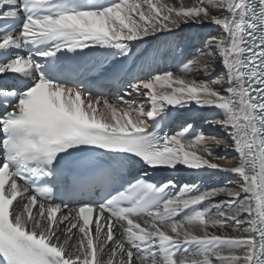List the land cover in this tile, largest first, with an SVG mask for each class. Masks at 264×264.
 <instances>
[{
    "label": "snow or ice",
    "instance_id": "obj_1",
    "mask_svg": "<svg viewBox=\"0 0 264 264\" xmlns=\"http://www.w3.org/2000/svg\"><path fill=\"white\" fill-rule=\"evenodd\" d=\"M206 24L178 72L126 68ZM181 166L235 180L150 175ZM0 264H264V0H0Z\"/></svg>",
    "mask_w": 264,
    "mask_h": 264
},
{
    "label": "bare ground",
    "instance_id": "obj_2",
    "mask_svg": "<svg viewBox=\"0 0 264 264\" xmlns=\"http://www.w3.org/2000/svg\"><path fill=\"white\" fill-rule=\"evenodd\" d=\"M220 31L221 30L217 26L212 24H206L201 28H197L195 26L182 28L178 32L173 33L171 36H168L167 42H165L162 37L159 41L153 40L151 44L141 45L139 49H135L139 59L136 60L135 64L129 61L126 68H130L132 70V74L134 75H145L147 72H154L157 69H167L173 72H178V69L181 66V60L183 59L180 53L185 48L191 50L193 46H199L201 41L206 36L216 35ZM158 46L160 48L159 51H157ZM110 59L111 58H109V62ZM217 70L220 71L219 66H217ZM142 103L143 98H140V101L137 100L136 105L140 106ZM185 115L187 114L181 110L180 117L175 121L172 131L178 130V124L182 122ZM212 115L213 113L210 111H194L192 113V119L199 124L202 123L200 120L201 116L211 117ZM205 129L207 130L206 126ZM217 152L219 155H226L229 158L236 155L234 152H224L222 149H218ZM157 177L160 178V180L168 178L173 179L177 187L171 189L172 192L178 191L179 186L183 183H196L202 188L211 189L223 186L230 180H235V177L231 174L211 170L198 174L195 171L188 170L182 166L179 167L178 170L169 169L161 173H157L154 176V179ZM181 177L185 178L184 182H178ZM220 199H223V197L217 198V201Z\"/></svg>",
    "mask_w": 264,
    "mask_h": 264
},
{
    "label": "rangeland",
    "instance_id": "obj_3",
    "mask_svg": "<svg viewBox=\"0 0 264 264\" xmlns=\"http://www.w3.org/2000/svg\"><path fill=\"white\" fill-rule=\"evenodd\" d=\"M137 100H139V101H140V98H139V97H137ZM137 100H136V102H137ZM184 179H185V178L181 177V178H179V180H178V181H179V182H184Z\"/></svg>",
    "mask_w": 264,
    "mask_h": 264
}]
</instances>
